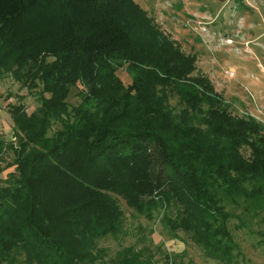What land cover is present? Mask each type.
<instances>
[{
    "label": "trees",
    "instance_id": "obj_1",
    "mask_svg": "<svg viewBox=\"0 0 264 264\" xmlns=\"http://www.w3.org/2000/svg\"><path fill=\"white\" fill-rule=\"evenodd\" d=\"M194 61L136 0H0V74L40 86L32 113L8 109L18 144L6 178L0 157V264H102L118 198L163 208L206 257L237 264L226 204L264 211V124L232 114ZM110 264L152 262L126 247Z\"/></svg>",
    "mask_w": 264,
    "mask_h": 264
},
{
    "label": "rangeland",
    "instance_id": "obj_2",
    "mask_svg": "<svg viewBox=\"0 0 264 264\" xmlns=\"http://www.w3.org/2000/svg\"><path fill=\"white\" fill-rule=\"evenodd\" d=\"M136 2L166 40L194 58L192 77L208 79L232 114L264 124V0ZM118 75L124 84L130 83L132 74L124 66ZM39 90L40 86L28 90L10 74H0V157L5 167L1 178L14 169L8 167L14 160L8 143L18 144L8 109L22 103L26 112L32 113L39 105ZM68 100L71 104L79 102L75 88ZM170 104L175 111L181 107L175 96H171ZM57 128L58 124L53 125L49 135ZM118 202L122 229L116 236L97 241L104 252L102 264H110L126 247L142 252L152 264H221L206 257L189 233L171 229L163 220V208L147 216L128 207L123 199L118 198ZM226 209L232 214L228 227L237 245V264H264V211H249L241 200L238 204L228 202Z\"/></svg>",
    "mask_w": 264,
    "mask_h": 264
}]
</instances>
